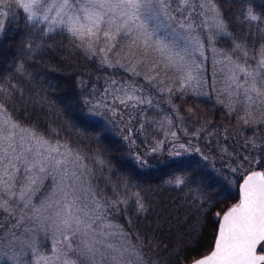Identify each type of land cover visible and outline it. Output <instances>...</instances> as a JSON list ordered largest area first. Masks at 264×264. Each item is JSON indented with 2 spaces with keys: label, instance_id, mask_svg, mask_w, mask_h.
<instances>
[{
  "label": "snow or ice",
  "instance_id": "obj_1",
  "mask_svg": "<svg viewBox=\"0 0 264 264\" xmlns=\"http://www.w3.org/2000/svg\"><path fill=\"white\" fill-rule=\"evenodd\" d=\"M13 2L26 14L25 19L32 27L38 23L48 26L40 30L45 35L54 27L62 26L86 55L98 56L100 63L107 67L119 66L132 76H142L162 96L167 93V102L176 114V121L180 122L184 117L171 98L179 94L182 99L189 89L197 96L207 94L203 89L209 85L203 78L202 63L197 58L206 59L207 49L212 53L214 66L219 65L218 71L223 74L224 86L217 88L218 81L214 79L212 91L217 94V102L235 117V133L242 134L244 128L264 129V44L253 49L251 60L255 63H250L246 44L237 41L230 32L217 0ZM11 7L10 0H0V15H7L4 9ZM237 19L257 22L264 19V13L257 15L250 0H242ZM2 28L0 23V30ZM200 30L208 34L206 41ZM219 38H230L232 48L227 51L217 49L215 45ZM25 47L31 50L32 45ZM16 71L23 73V62H17ZM16 90V84L0 83V216L6 221L0 223V230L10 231L12 240L31 250L32 264H78L73 253L77 256L88 253L92 264H96L97 245L102 243L97 236L116 235L118 231L127 237L123 227L113 224L109 216L120 211L119 205H127L128 197L98 198L99 194L89 189L91 198L84 201L80 194L81 177L86 168L83 156L66 141L53 140L35 126L25 127L9 115L8 105L14 100ZM20 94L22 97V90ZM84 104L87 116L102 118L106 123H114L119 118L128 133L123 138L129 140L133 132L130 125L137 116L147 122L143 116L145 109L140 106L153 107L154 98L143 94L134 82L118 85L112 80L103 94L84 100ZM118 105H123L126 111L118 110ZM192 111L188 109L189 114ZM125 114L129 117L127 121L124 120ZM160 123L161 127L166 124L170 128L174 121L169 116ZM143 127L141 124V129ZM184 131L188 134V129ZM203 131L204 126L191 134L197 137ZM169 134L174 140L178 139L176 131H165V136ZM163 143L157 141L151 152H158ZM242 143L246 154L223 149L230 171L240 173L238 185L225 177L233 187L238 186V198L227 210L212 213L216 201L208 195L207 189L211 185L200 187L194 197L198 215L192 233L173 251L178 253L181 247L196 246L209 213L217 220L214 242L209 253L191 259L185 257L183 264H264V135L245 137ZM190 145L191 141L187 147L181 143L178 148L185 152L200 151ZM176 149L177 146L173 145L174 154L179 156L181 153ZM135 159L141 168L147 167V161L140 155ZM253 165L255 170L251 167ZM48 180L51 181L47 185L48 191L34 200ZM187 180L185 176H176L168 183L182 187L187 186ZM133 195L137 213L147 212V205L139 193ZM217 195H220L219 191ZM21 230L25 239H20L18 233ZM37 232H44L51 242L47 253L40 251L35 236ZM77 240L79 243H74ZM105 248L112 253L119 251L111 244H106ZM120 256L110 254L108 258L111 264H124L123 252ZM5 258L13 260L6 254L0 255V259ZM136 259L137 264H143V256L138 252Z\"/></svg>",
  "mask_w": 264,
  "mask_h": 264
},
{
  "label": "trees",
  "instance_id": "obj_2",
  "mask_svg": "<svg viewBox=\"0 0 264 264\" xmlns=\"http://www.w3.org/2000/svg\"><path fill=\"white\" fill-rule=\"evenodd\" d=\"M217 2L221 4L230 32L237 41L246 44L249 56H252L253 49L264 44V31H261L264 19L251 23L238 20L242 0ZM250 2L257 15L264 13V0ZM0 23L3 24L0 30V83L17 85L15 98L8 105V114L25 127L35 126L40 133L53 140L66 141L79 151L88 180L95 190L103 192L104 189L107 193L112 190L116 195L121 192L128 197L126 207L131 212L126 217L121 211L110 216L117 213L123 216L119 223L141 249L146 264L151 261L183 264L185 257L191 259L210 252L217 226L212 213L227 210L238 198V186L233 187L225 177L238 185L240 173L230 171L223 149L246 154L242 141L251 136L253 130H243V138H239L234 131L236 119L226 108L193 94L184 95L182 99L177 95L173 102L184 119L178 121L179 125L175 123L174 131L178 137L175 142L187 147L191 141L190 147L200 151L183 150L179 156L168 153L169 139L158 152L152 153L151 148L162 138H157L155 121L148 118L152 111L146 105L140 107L145 109L143 116L147 122L138 115L130 125L133 132L129 140L123 138L128 133L119 118L114 123H106L102 118L85 115L84 100L93 99L94 95L99 97L112 80L118 85L134 82L143 94L151 96L153 88L143 78L87 57L65 31L56 30L45 35L40 31L43 27H32L18 9L12 20L0 15ZM27 44L32 45L31 50L25 47ZM217 45L227 51L232 48V40L221 39ZM18 61L23 62V73L16 71ZM117 107L126 111L124 106ZM189 108L193 110L191 114ZM128 119L125 114L124 120ZM141 124H144L142 129ZM202 126L204 131L197 137L192 136L191 133ZM226 128L228 132L224 131ZM184 129H188V134ZM137 155L147 161V167L138 165ZM251 167L255 169L254 165ZM176 176L187 177V186L168 183ZM208 185H211L207 189L208 195L216 205L204 221L196 246L181 247L177 253L173 250L188 239L198 215L194 197L200 187ZM218 191L220 195H217ZM137 192L147 205L145 213L136 211L133 194Z\"/></svg>",
  "mask_w": 264,
  "mask_h": 264
},
{
  "label": "rangeland",
  "instance_id": "obj_3",
  "mask_svg": "<svg viewBox=\"0 0 264 264\" xmlns=\"http://www.w3.org/2000/svg\"><path fill=\"white\" fill-rule=\"evenodd\" d=\"M10 2H12V7L10 9L5 8L4 11L7 12V15H5L6 18L12 20L15 18V11L17 9L20 10V12H22V13H23V11H22V9H19L18 7H16L13 0H10ZM23 14H25V13H23ZM37 25L41 26L43 28L48 27L46 24L38 23ZM56 30L65 31L62 26L54 27L53 31H56ZM200 35H201L203 40H205V41L207 40V36H208L207 33L200 30ZM221 39H225V38H219V40H221ZM181 43H182V41H181ZM217 43H216L215 47L217 49H221L218 47ZM80 50L85 54V52L81 48H80ZM86 56L91 58V59H95L96 61H98L100 63V59L98 56H89V55H86ZM205 56L207 57L206 59L201 58V57H197V58H198V61H200L202 63L203 78L205 80H207L208 85H209L208 87H205L203 89V92H205L207 94L197 96V95H194L192 93L191 89H189L188 94H193L196 98L204 97L207 99H211L215 102L216 105H218L219 103L217 102L218 101L217 94L212 91L211 85L213 84V80L215 79L218 81V83L216 84V87L222 88L224 86L223 74L220 71H218L219 65L214 66L213 59H212V53L207 51V49H205ZM249 62L253 63V64L255 63L254 61L251 60V56H249ZM116 67L121 68L119 66H116ZM121 69H123V68H121ZM123 70H125V69H123ZM214 73H215V76H214ZM134 77L143 78L142 76H134ZM151 96L154 98V106L150 108V111H152V113L148 115V118L152 121H155V125L157 127V129H156L157 130V133H156L157 138H162V141L170 139L169 140L170 142L168 144H171V147L167 150L168 153H174V151L172 150L173 145L177 146L176 150L183 151V149L178 148L177 144L179 142H175L177 139L174 140L170 134L168 136H165V131H169V133H170L171 131L175 130V123L177 125H179L178 121H176V118H175L176 114L173 113V111H172V106L167 102L168 101V94L165 93L162 96L161 93H159L158 91H156L155 88H153V90L151 92ZM175 97L176 96H173L171 98L172 101L174 100ZM219 105H221V104H219ZM121 106H123V105H121ZM221 106H223V105H221ZM169 116H171L173 121H174L173 125L170 128L166 124L164 125V127H161L160 122L166 121V118ZM245 129H247V128H244L243 130L245 131ZM251 129L253 130V133L251 136H247V137H252L254 134L264 135V129H260V130H257L255 128H251ZM239 138H243V134H240ZM50 184H51L50 180L46 181L45 182L46 187L43 188L42 191L37 194V197L34 198V200H38L40 197H42L48 191L47 185H50ZM89 189H91V192L98 193L99 194L98 198L102 197V198H107V199H119V198L124 197V195H122L121 192L118 193L119 195H116L114 193V191H112V190L110 191V193H107L104 189H103V192L99 189L95 190L88 180V175H87L86 168H85L83 170V174L81 177V192H80V194H81V198L86 202L91 198V192H89ZM118 207L122 208V210L120 209V211L123 212L122 214L124 217H126V215H128L131 212V210L129 211L127 209L126 205H124V204H121ZM123 216L122 215L119 216L117 213V215L116 216L114 215V217L109 216V219L111 220V222L113 224L120 225L119 221L121 222V220L123 219ZM0 223H6V221L4 220V217H2V216H0ZM123 229L127 233V237L121 236L118 231H117L116 235L97 236V239L101 240L102 243L97 245V248L99 249V251L96 253V256L94 257L96 264H111V261L108 258V256L111 254V255H116L118 258H121V256H120L121 252H123L122 260L124 261V264H127L128 261H132V264H137L136 253L138 252L141 255H143V254L141 252V249L139 247H137V243H135L132 240L129 232H127L124 227H123ZM105 231L108 232L110 230H105ZM18 234L20 235V239H25V234H23L22 230L19 231ZM35 236L38 240V243L40 246V251L47 253L51 248L50 240L47 238V236L45 235L44 232H37V233H35ZM178 239H179V237H178ZM74 243L78 244L79 240L75 241ZM106 244L113 245V248L118 249L119 251L112 253L111 250L105 248ZM125 248L128 249L127 252L123 251ZM133 248L135 249V252L132 251ZM4 254H6L7 257H13V260L9 261L6 258L0 259V264H32V261L34 260V257L32 256V252L30 249H28L26 246H22L18 241L12 240L10 231L0 230V255H4ZM72 257L78 261V264H92V258L90 256V254H88V253H85V255H83V256H77L75 253H73ZM144 259H145V257L143 255V264H146Z\"/></svg>",
  "mask_w": 264,
  "mask_h": 264
}]
</instances>
